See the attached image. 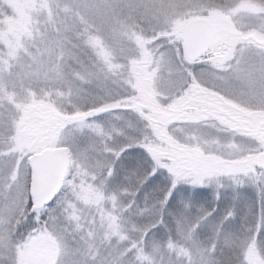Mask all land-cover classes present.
Masks as SVG:
<instances>
[{"label": "snow or ice", "instance_id": "6c2138e0", "mask_svg": "<svg viewBox=\"0 0 264 264\" xmlns=\"http://www.w3.org/2000/svg\"><path fill=\"white\" fill-rule=\"evenodd\" d=\"M0 264H264V0H0Z\"/></svg>", "mask_w": 264, "mask_h": 264}]
</instances>
